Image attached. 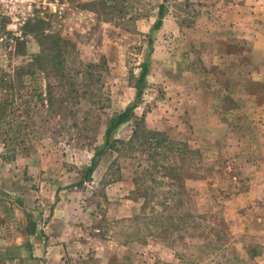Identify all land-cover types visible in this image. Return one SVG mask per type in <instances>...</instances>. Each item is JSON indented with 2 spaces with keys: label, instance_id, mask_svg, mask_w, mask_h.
Here are the masks:
<instances>
[{
  "label": "rangeland",
  "instance_id": "1",
  "mask_svg": "<svg viewBox=\"0 0 264 264\" xmlns=\"http://www.w3.org/2000/svg\"><path fill=\"white\" fill-rule=\"evenodd\" d=\"M165 191L264 264V0H0V264H177L135 220Z\"/></svg>",
  "mask_w": 264,
  "mask_h": 264
},
{
  "label": "trees",
  "instance_id": "2",
  "mask_svg": "<svg viewBox=\"0 0 264 264\" xmlns=\"http://www.w3.org/2000/svg\"><path fill=\"white\" fill-rule=\"evenodd\" d=\"M157 15L158 21L153 24L152 30H156L160 26L161 18L163 15L162 5L158 6ZM147 44L150 48L151 41L147 40ZM58 57L56 58L55 63H58ZM38 61H42V59L38 56L37 58L33 57L31 59V67ZM89 68H92V66H90ZM146 72L147 69L143 65L141 67V71L137 80V83L139 85L143 83ZM34 74L35 73L33 72L31 73V75ZM139 96L140 89L137 88L134 96V103L109 119L108 124L103 132V147L101 150H98L93 154L89 166L85 168L83 174L85 179L90 176L93 170L95 158L100 155L104 151V149L108 148V146H112L113 142L110 141L111 134L119 125L123 124L128 119L136 105V102L139 99ZM135 129L136 127H134L131 131V137L129 141L125 143L117 142L118 144H120V148H116V150L130 146L131 144H133L134 140H138L142 143L139 146V148L141 149V146L144 144L143 142L146 141L147 136V142L149 146L152 145L153 147L167 148L168 142L166 141L165 135L163 133L150 132L145 130L142 132H138V130ZM171 144L183 147L182 144ZM167 149L168 151H171L174 150V147ZM164 166L165 165H162V169L164 171L170 170V167ZM172 177L173 178L170 179H175L176 175L172 174ZM132 183H134V185L138 187L137 180L135 178L132 179ZM157 199L158 205L162 207L159 212H157V210H152V207L149 212H144L146 207L142 206L141 208L143 212L140 216L135 217V220L143 218L144 220H147V222L149 223V227L155 226L159 229V231L157 230V232H155L157 233V236H153V238L156 237L160 239L173 250V255L177 260V264H233L234 262L238 261L237 257H231L228 259L224 258L223 256L222 252L226 248L225 241L228 235V229L225 226L222 227L221 230H217L216 235H210V232H212L213 229L209 225L208 219L211 218L212 215H205L200 213H192L191 215H189L185 211H171L172 207H170L169 205L172 203L181 205L180 203L182 202L183 194H171L169 191H165L161 196H158ZM185 238L186 240H188V246L181 242V240ZM183 246H186L187 249L185 250Z\"/></svg>",
  "mask_w": 264,
  "mask_h": 264
},
{
  "label": "crops",
  "instance_id": "3",
  "mask_svg": "<svg viewBox=\"0 0 264 264\" xmlns=\"http://www.w3.org/2000/svg\"><path fill=\"white\" fill-rule=\"evenodd\" d=\"M258 147H259V145H258Z\"/></svg>",
  "mask_w": 264,
  "mask_h": 264
}]
</instances>
